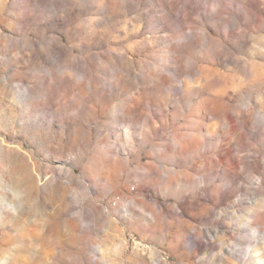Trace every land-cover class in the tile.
<instances>
[{
  "label": "rangeland",
  "instance_id": "374dc122",
  "mask_svg": "<svg viewBox=\"0 0 264 264\" xmlns=\"http://www.w3.org/2000/svg\"><path fill=\"white\" fill-rule=\"evenodd\" d=\"M160 260L264 264V0H0V264Z\"/></svg>",
  "mask_w": 264,
  "mask_h": 264
},
{
  "label": "bare ground",
  "instance_id": "6f19581e",
  "mask_svg": "<svg viewBox=\"0 0 264 264\" xmlns=\"http://www.w3.org/2000/svg\"><path fill=\"white\" fill-rule=\"evenodd\" d=\"M112 204L116 205V202H112ZM191 229H192V232H193L192 236L195 237L198 242L201 241V238L203 237V230L195 228V227H193ZM196 246H198L197 242H196ZM225 252H226L225 254H227L229 257H232L233 253H232L231 249H227ZM247 258H249V254L245 253L244 254V259H247ZM156 264H166V261L165 260H160Z\"/></svg>",
  "mask_w": 264,
  "mask_h": 264
},
{
  "label": "built area",
  "instance_id": "2783aa9c",
  "mask_svg": "<svg viewBox=\"0 0 264 264\" xmlns=\"http://www.w3.org/2000/svg\"><path fill=\"white\" fill-rule=\"evenodd\" d=\"M131 189L134 190V187H132ZM119 200H120V197H115L112 202L117 203V202H119Z\"/></svg>",
  "mask_w": 264,
  "mask_h": 264
}]
</instances>
